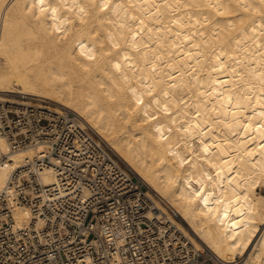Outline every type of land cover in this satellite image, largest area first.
I'll return each mask as SVG.
<instances>
[{
  "label": "bare ground",
  "instance_id": "bare-ground-1",
  "mask_svg": "<svg viewBox=\"0 0 264 264\" xmlns=\"http://www.w3.org/2000/svg\"><path fill=\"white\" fill-rule=\"evenodd\" d=\"M13 94L75 112L218 264H264V0H0Z\"/></svg>",
  "mask_w": 264,
  "mask_h": 264
},
{
  "label": "built area",
  "instance_id": "built-area-1",
  "mask_svg": "<svg viewBox=\"0 0 264 264\" xmlns=\"http://www.w3.org/2000/svg\"><path fill=\"white\" fill-rule=\"evenodd\" d=\"M33 100L0 97V139L8 145L0 144V167L17 151L35 150L13 164L0 190V264H218L90 125ZM18 209L28 210L26 221L17 220Z\"/></svg>",
  "mask_w": 264,
  "mask_h": 264
},
{
  "label": "rangeland",
  "instance_id": "rangeland-1",
  "mask_svg": "<svg viewBox=\"0 0 264 264\" xmlns=\"http://www.w3.org/2000/svg\"><path fill=\"white\" fill-rule=\"evenodd\" d=\"M15 95H17V94H13V95H9V96H6V97H15ZM43 99H46V98H43ZM28 100H30V99H28ZM48 100V99H47ZM34 102H37V103H43V104H48V105H51V106H53V107H56V108H64V107H62L61 105H59V104H57V103H55V102H53L52 103V101L51 102H48V101H38V100H33ZM56 105V106H55ZM81 119V118H80ZM82 120V119H81ZM83 121V120H82ZM100 136V135H99ZM102 138V137H101ZM103 139V138H102ZM104 140V139H103ZM111 148V147H110ZM112 149V148H111ZM115 153V152H114ZM116 154V153H115ZM121 160V159H120ZM122 161V160H121ZM123 162V161H122ZM123 164L127 167V168H129L134 174H136L127 164H125L124 162H123ZM137 176H138V174H136ZM139 178H140V176H138ZM141 179V178H140ZM145 183V182H144ZM147 185V184H146ZM151 191V190H150ZM263 192H264V189L262 190ZM151 193H154L153 191H151ZM155 194V193H154ZM157 195V194H156ZM158 196V195H157ZM159 197V196H158ZM160 198V197H159ZM160 199H162V198H160ZM166 201V200H165ZM186 226H187V224H186ZM188 227V226H187ZM191 232V231H190Z\"/></svg>",
  "mask_w": 264,
  "mask_h": 264
}]
</instances>
